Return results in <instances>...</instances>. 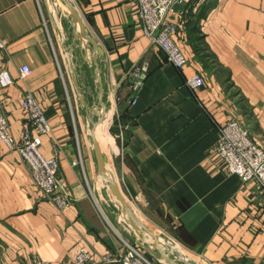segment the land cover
<instances>
[{
  "label": "crops",
  "instance_id": "0c3cea01",
  "mask_svg": "<svg viewBox=\"0 0 264 264\" xmlns=\"http://www.w3.org/2000/svg\"><path fill=\"white\" fill-rule=\"evenodd\" d=\"M67 1L102 57L74 34L69 41L60 20L45 22L48 0H0V37L6 43L0 70L14 81L0 89L10 132L20 138L26 120L20 100L33 93L51 128L40 152L57 158L70 199L60 211L38 197L18 154L0 143V264H30L35 257L55 264L72 260L81 248L93 257L124 250L125 241L100 210L94 155L86 137L77 138L72 101L80 128L81 118L92 122L91 112H97L81 94L82 65L92 72L96 89L95 71L104 83V120L111 122L96 129L124 196L166 239L205 264H264V190L230 174L216 153L219 129L232 118L264 148V0L175 3L167 21L177 27L173 41L187 60L181 69L144 36L134 0ZM197 10L203 14L199 53L186 14ZM141 64L147 73L132 105L127 73ZM22 66L30 70L23 79ZM194 75L201 87L188 84ZM103 126L106 138L99 135ZM124 217L127 222L125 212ZM175 243L170 246L183 256ZM142 247L154 264H170L158 259L159 251Z\"/></svg>",
  "mask_w": 264,
  "mask_h": 264
},
{
  "label": "built area",
  "instance_id": "2783aa9c",
  "mask_svg": "<svg viewBox=\"0 0 264 264\" xmlns=\"http://www.w3.org/2000/svg\"><path fill=\"white\" fill-rule=\"evenodd\" d=\"M137 9L138 23L145 37L166 57V60L176 69L186 65L187 60L173 41L177 27L167 21V15L175 3L182 0H134ZM6 47L0 37V52ZM30 73L27 66H22L19 77L23 79ZM147 73L146 65H134L127 73L131 82L130 104H135L137 92ZM14 84L9 73L0 70V89ZM191 87H201L202 79L194 75L188 80ZM115 94V89L111 90ZM25 115L22 133L15 139L10 132L8 117L0 102V143L9 151L18 154L30 174L31 185L38 197L51 201L60 211L70 204L66 193V185L58 177V161L56 157L45 158L40 152L41 138L51 133V128L40 109L35 96L31 92L25 93L20 100ZM102 120L110 124V119ZM216 153L224 168L242 182H255L264 190V148L251 137L248 128L239 119L228 120L219 129ZM80 162V158H79ZM30 264L47 263L35 257ZM55 264H154L150 258L135 244L124 243L123 251L108 252L93 257L87 250L79 249L76 256L69 261Z\"/></svg>",
  "mask_w": 264,
  "mask_h": 264
},
{
  "label": "rangeland",
  "instance_id": "374dc122",
  "mask_svg": "<svg viewBox=\"0 0 264 264\" xmlns=\"http://www.w3.org/2000/svg\"><path fill=\"white\" fill-rule=\"evenodd\" d=\"M47 3H48L47 5L50 9V14L48 16L43 10L45 22L48 25H50L51 20H53V19H55L56 21L60 20L62 25H63V28L65 30V33L69 38V41H71L73 34L74 33L78 34L79 32L76 31V28L73 29L74 23H73L72 17L70 15L68 9L65 7V5L62 3L61 0H48ZM41 6L43 9L42 4H41ZM77 41H79V40H77ZM81 70L82 71H81L80 75L83 76L82 83H81L82 84L81 85V92H82L81 94L83 95V98L87 99V102L89 100L88 103L91 105L92 108H94V107L97 108L96 111L100 112V115H98V113L95 111H94L95 113H93V110H92L91 114H94L93 115V121L91 122L92 119L90 118L89 121L87 122L86 119L81 118V117H84V114H85V112L83 111L82 115H80V118H81L80 120H83V126L80 128L79 123H81L82 121H79V118H78L77 112L75 110V106H74L73 101L71 104H72V109H74L73 115H74V121H75V126H76L77 138H78V140H81V136H83L84 139L86 137L88 147H89L88 151L93 155L91 136H90L92 126H93L92 124L99 122L100 118L103 116V114H104V112H106V110L104 112H102V108L96 102L97 89L95 88V82H94V78L92 76V72L89 69H87L86 65H82ZM90 105H88V106L90 107ZM91 114H90V116H92ZM93 158H94V156H93ZM110 160L111 159H109L107 157L106 170L109 173L112 172ZM94 161H95V159H94ZM95 169H96V165H95ZM97 179H98V181H97L98 187H97L96 196L98 197L99 201L101 200V204H100L101 209L100 210L103 212L105 219H106L108 225L110 226V228L113 229L126 243L135 244L137 246V248H139L144 253L146 251L143 250V247H142L143 245L146 248L152 249V251H155L156 253H158L157 249L159 247L168 258L173 259L178 264H190L187 262V260H190L191 262H193L195 264H205L198 257L194 256L188 250L184 249L180 244L175 243L172 240L167 239L165 243H161V244L156 243L145 232H143L140 228L139 229L132 228L130 226L131 221L129 219V216L127 215V213L125 211H124L125 216L127 217V219H128L127 222L129 224L127 222H124V219H123L124 212H123L121 204L115 199V197L109 191H107V198L102 195L101 189L104 187H107V182L103 181V179L100 176H97ZM115 179H117L116 176H115ZM126 200H127V204L129 206V208L133 212V215L137 219L144 222L148 226H151L153 228L154 233L157 236L166 237V233H164V231H161L156 225H154L153 223H151L149 221V218L147 217V215L145 216L146 213L144 214V212H142L138 207H136L134 205L133 201H131L127 197H126ZM136 237L139 238V241L137 242L138 244H136L134 242ZM172 243L173 244L175 243L177 245V247L180 249V251L184 253L183 256L181 255V253H179V251H177L176 249H174L173 247L170 246ZM158 255H159V253H158ZM158 259H160L161 261H165L163 258H161V256Z\"/></svg>",
  "mask_w": 264,
  "mask_h": 264
},
{
  "label": "water",
  "instance_id": "95a60500",
  "mask_svg": "<svg viewBox=\"0 0 264 264\" xmlns=\"http://www.w3.org/2000/svg\"><path fill=\"white\" fill-rule=\"evenodd\" d=\"M61 1L65 5V7L68 9L74 24L75 25L77 24L79 27V35L74 33V38L76 40H79V38H81V39L85 40L86 42H88L89 45L91 46L93 52H95L99 57H102V55H103L102 49L97 45V42L95 41V39H93V37H91L90 35L87 34V32L84 28V25L82 23V20H81L80 16L78 15V13L75 11V9L70 5V3L67 0H61ZM94 58L96 61V57H94ZM95 63L97 64V62H95ZM95 75H96V80H97V84H98V87H97L98 105L102 108V112H104L105 111V106H104V102H103V94H104V88H103L104 85L103 84L104 83L102 82L101 77L97 71H95ZM101 120H102V117L100 118L99 122L92 124L93 126H92L90 136H91L92 150H93V155H94V159H95V163H96L97 173L100 177L105 179L107 182V187L103 188L102 195L107 198V191H109L115 197V199L121 204L122 209L129 216V219L131 221L130 225L132 228H135V229L140 228L143 232H145L156 243H160V244L165 243L167 240L165 237L157 236L145 223H142L133 215V212L131 211V209L129 208V206L127 204L126 197L120 191L117 182L112 177L111 173L107 172V170H106L107 157L103 153L101 147L99 146V143L97 141L96 134H95L96 128H97L98 124L101 122ZM158 251H159V254L161 255V257L166 262H168L170 264H178L173 259L168 258L159 247H158ZM188 263L195 264L193 262H188Z\"/></svg>",
  "mask_w": 264,
  "mask_h": 264
},
{
  "label": "trees",
  "instance_id": "16d2710c",
  "mask_svg": "<svg viewBox=\"0 0 264 264\" xmlns=\"http://www.w3.org/2000/svg\"><path fill=\"white\" fill-rule=\"evenodd\" d=\"M190 11H191V8H190ZM188 18L190 19V21L193 23L192 25V28H191V33L193 35V38H194V50L196 53H199L200 51V45L202 43H200L201 41V37H202V32H201V29H200V21L202 20L203 18V14L197 10V12H189V13H186ZM189 240H191L189 237H188Z\"/></svg>",
  "mask_w": 264,
  "mask_h": 264
},
{
  "label": "bare ground",
  "instance_id": "6f19581e",
  "mask_svg": "<svg viewBox=\"0 0 264 264\" xmlns=\"http://www.w3.org/2000/svg\"><path fill=\"white\" fill-rule=\"evenodd\" d=\"M74 26H75V28H76V31L79 32V27H78V25H77V24H76V25L74 24ZM76 34H77V33H76ZM77 35H79V33H78ZM79 39H80V38H79ZM98 129H99V128H98ZM97 132H98V131H97V129H96V132H95V134H96V138H97V141H98V143H99V146L101 147ZM99 135L104 136L105 138L107 137V135H106V126L101 127V129L99 130ZM110 144H111V141H110ZM101 149H102V148H101ZM101 178H102V177H101ZM102 179H103V178H102ZM103 181H105V179H103ZM123 218H125L124 215H123Z\"/></svg>",
  "mask_w": 264,
  "mask_h": 264
}]
</instances>
